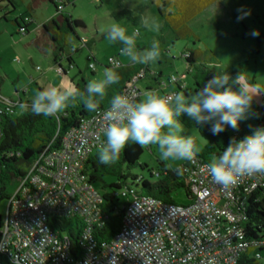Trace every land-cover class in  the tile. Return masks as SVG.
<instances>
[{
	"label": "built area",
	"instance_id": "2783aa9c",
	"mask_svg": "<svg viewBox=\"0 0 264 264\" xmlns=\"http://www.w3.org/2000/svg\"><path fill=\"white\" fill-rule=\"evenodd\" d=\"M109 63L121 65L113 57ZM89 68L94 69V64ZM142 77V72L134 76L122 94L139 100ZM179 78L171 74L162 85ZM175 94L167 91L164 96ZM0 99L9 108L19 102L1 95ZM108 108L81 118L58 147L45 148L25 167L8 197L0 255L11 264H237L244 255L263 256L264 242L246 237L236 208L247 195L264 190V174L238 178L224 188L211 181L210 162L196 155L184 168L190 187L188 204L133 196L124 206L119 230L109 239L101 238L107 220L103 194L90 182L85 166L98 153ZM51 218L59 229L51 227ZM67 221L79 227L75 242L63 227Z\"/></svg>",
	"mask_w": 264,
	"mask_h": 264
},
{
	"label": "trees",
	"instance_id": "16d2710c",
	"mask_svg": "<svg viewBox=\"0 0 264 264\" xmlns=\"http://www.w3.org/2000/svg\"><path fill=\"white\" fill-rule=\"evenodd\" d=\"M40 1H47L55 8V16L49 21L43 23L40 27L41 35L45 37L47 43L40 46L37 42L39 38L34 39V44L42 51L51 49L53 64L55 67L62 66L64 72L67 73L71 69L76 68L73 54L88 47L89 41L83 42L80 47H71L66 51L70 35H76L74 27H82V21L73 19L71 24V16L65 12V8L69 4V0H30L24 11L25 17L19 15L13 19L16 31L22 35L29 32V27L33 24L31 12L39 4ZM217 0H149L158 15L163 21V28L170 30L175 40L184 39L194 36L189 24L190 21L198 14L203 12L208 6ZM16 7V0H0V14L2 20H7ZM111 16L116 20H129L138 22L140 17L133 14L130 10H119L112 12ZM20 20V21H18ZM77 40L78 37H77ZM51 41V42H50ZM51 43V44H50ZM139 49L138 51H142ZM120 51L113 58L120 61L118 56ZM110 58V57H109ZM109 58L108 64L109 66ZM182 58L186 63V71L174 84H166L170 78H166L161 72L151 69V64L141 65L129 62L120 67L118 74L120 80L118 84L111 85L106 90L105 97L99 101V109L108 108L110 101L114 95L122 94L126 89L128 82L140 72L143 77L139 80L140 84L146 82V89L149 91L160 92L162 96L167 91L175 93H183L186 97L195 94L204 84L207 83L215 74L204 62L198 59V52L194 49H186ZM93 57L87 55V69L92 63ZM94 64V63H93ZM112 67V66H111ZM188 74L193 76V86L188 88L184 77ZM177 75V74H176ZM139 84V86H140ZM71 87H76L81 91L86 90V83L78 71L71 79ZM173 87V88H171ZM43 90L39 88V91ZM143 92V91H142ZM143 98V96H141ZM140 98V99H141ZM13 108L0 103V202L8 199V188L13 181L24 175V169L28 166L45 148L58 147L63 135L71 128L77 126L81 118L88 117L95 112H89L79 101L70 104L60 114L55 116L35 115L30 111L31 101L24 103V110L21 114L15 115L18 104ZM10 109L13 111L11 112ZM182 126L186 128H196L203 135L208 144L196 156L207 162L218 158L223 150L228 146L231 138L227 136L225 131L219 134H213L211 124H197L187 115L180 117ZM258 127H264V97L259 105L258 118L254 123L246 125H238L233 129V137L242 139L251 134ZM142 148L135 143H128L121 151L119 159L110 165H104L100 162L98 154L91 156L86 163L85 169L88 172L90 182L93 184L103 182L105 176L115 177L114 181L107 184L103 183L105 189L103 194V209L107 214V220L99 232V236L103 239L111 238L121 225V219L124 213V206L129 198L133 196H148L164 202H175L171 200V195L183 192L189 199L190 187L184 168L188 162H183L180 167L182 174H178L175 169H168L160 163L156 168H149L147 164L141 163ZM124 193V194H123ZM242 216V225L245 229V235L250 240H262L264 242V190L259 189L245 198V203L236 208ZM51 227L59 229V224L54 218L50 219ZM72 225L69 221L64 222V226L68 231L72 242L78 237L79 227ZM2 219L0 216V228ZM1 235V232H0ZM74 244V243H73ZM264 256V246L261 250ZM262 258V257H261ZM261 258H251L242 256L237 264H259ZM0 264H11L8 259L0 255Z\"/></svg>",
	"mask_w": 264,
	"mask_h": 264
},
{
	"label": "rangeland",
	"instance_id": "374dc122",
	"mask_svg": "<svg viewBox=\"0 0 264 264\" xmlns=\"http://www.w3.org/2000/svg\"><path fill=\"white\" fill-rule=\"evenodd\" d=\"M28 2L30 0H16L15 10L7 16V20L0 18V95L16 102L21 100L15 115L23 112L24 103L31 101L39 88H71V79L78 71L87 86L91 80L102 79L107 69L118 71L128 64L129 59L121 53L118 56L121 67H111L108 64V58L116 56L122 45L118 42L110 43L106 39V30L118 23L129 34L137 32V50L150 47L153 40L160 42L161 56L150 64L151 69L161 72L164 78L170 74L181 76L185 73L186 63L182 54L190 48L198 52V59L207 64L214 74L215 71H220L229 73L233 79L238 76L240 87L246 88L253 96L247 118L240 120L239 124L246 125L257 120L259 105L264 97V0H217L190 21L189 26L194 36L177 40L170 30L163 28V21L149 0H69L64 10L71 16V24L73 25V19H78L83 25L74 27L76 35L69 36L65 49L69 51L71 47H80L85 41H89V45L73 54L76 68L68 71L65 76L55 71L51 53H45L34 44L38 27L55 15L52 4L40 1L31 12L34 22L30 25L28 34L22 35L16 31L12 21L19 15L25 17ZM119 10H130L140 20H116L111 14ZM146 21L149 26L145 25ZM254 31H258L259 35L253 36ZM87 55L94 58L91 61L95 65L93 75L86 68ZM184 81L191 88L192 74L186 75ZM143 83L139 87L144 94L148 91L145 92ZM0 102H3L2 99ZM182 129L184 134L192 137L199 150L197 153L208 144V140L198 129L183 126ZM224 131L228 137H233L234 132L230 127ZM141 148L140 162L147 164L149 168H156L162 163L168 169H175L183 163L163 159L156 145ZM114 180L115 177L105 176L103 182H97L94 186L103 193V183ZM16 187L15 180L8 188L9 195ZM171 200L184 205L189 203L183 192L171 195ZM7 205L8 199L0 202L2 220L6 217ZM259 264H264V256Z\"/></svg>",
	"mask_w": 264,
	"mask_h": 264
},
{
	"label": "clouds",
	"instance_id": "9594fccd",
	"mask_svg": "<svg viewBox=\"0 0 264 264\" xmlns=\"http://www.w3.org/2000/svg\"><path fill=\"white\" fill-rule=\"evenodd\" d=\"M145 25L149 26L147 21ZM252 35L258 36L259 32L254 31ZM106 39L110 43H120L121 55L132 63L146 65L156 62L161 56L158 40L138 51L137 33L129 34L118 23L106 30ZM115 67L119 68V65ZM215 73L188 97L183 93L165 97L156 91L144 93L139 100L125 94L114 95L110 107L104 112L106 124L97 153L100 162L104 165L114 163L128 143L141 147L156 145L165 160L192 161L199 150L192 137L183 133L180 119L183 115L197 124L210 123L213 134H219L228 127L237 128L239 121L247 118L253 96L246 88L240 87L238 76L233 79L229 73ZM119 80L117 71L107 69L102 79L89 81L85 91L76 87L63 90L59 87L44 88L31 99L30 111L35 115L55 116L79 101L89 112H96L107 88L118 84ZM97 140L101 138L97 137ZM207 170L211 181L224 188L234 185L238 178L264 174V127L256 128L242 139L232 137L222 154L211 160ZM176 172L182 174L179 165Z\"/></svg>",
	"mask_w": 264,
	"mask_h": 264
},
{
	"label": "crops",
	"instance_id": "0c3cea01",
	"mask_svg": "<svg viewBox=\"0 0 264 264\" xmlns=\"http://www.w3.org/2000/svg\"><path fill=\"white\" fill-rule=\"evenodd\" d=\"M28 3H29V2H28ZM28 3H27V4H28ZM31 16H32V15H31ZM54 16H55V15H54ZM54 16H53V17H54ZM44 36H45V35H44ZM44 36L41 35L40 28L38 27V32H37V34H36L35 39H36V38H39L37 43H38L41 47L44 46L45 43H47V41H46V39H45ZM50 42H51V41H50ZM50 44H51V43H50ZM45 50H46L45 53L48 52V51L51 53V49H50V47L47 48V49H45ZM51 55H52V53H51ZM52 60H53V57H52ZM128 62H130V60H128ZM54 69H55V68H54ZM65 75H66V73H65ZM143 85H144V87H145V88H144V89H145V92H146V91H149V90L146 89V82L143 83ZM171 88H173V87H171Z\"/></svg>",
	"mask_w": 264,
	"mask_h": 264
},
{
	"label": "water",
	"instance_id": "95a60500",
	"mask_svg": "<svg viewBox=\"0 0 264 264\" xmlns=\"http://www.w3.org/2000/svg\"><path fill=\"white\" fill-rule=\"evenodd\" d=\"M55 69H56V70H58V69L61 70V72H60L59 74L62 75V76H65V72H64L65 70H64V68H63L62 66H60V67H55Z\"/></svg>",
	"mask_w": 264,
	"mask_h": 264
}]
</instances>
